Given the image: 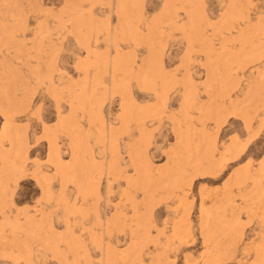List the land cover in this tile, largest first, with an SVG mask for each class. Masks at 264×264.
<instances>
[{"label": "rangeland", "instance_id": "1", "mask_svg": "<svg viewBox=\"0 0 264 264\" xmlns=\"http://www.w3.org/2000/svg\"><path fill=\"white\" fill-rule=\"evenodd\" d=\"M0 115V264H264V0H0Z\"/></svg>", "mask_w": 264, "mask_h": 264}, {"label": "snow or ice", "instance_id": "2", "mask_svg": "<svg viewBox=\"0 0 264 264\" xmlns=\"http://www.w3.org/2000/svg\"><path fill=\"white\" fill-rule=\"evenodd\" d=\"M209 31H211V29H209ZM37 104L40 105L39 108L37 107ZM37 104L32 105V110L29 112V116L34 123L40 138L45 139V142H47L49 136L46 135V133H50V129L46 125L51 124V120H49V117L47 116L41 118V113L44 110V105L40 103L39 99L37 100ZM65 111H67V109H65ZM52 119H56V117L53 116ZM2 125L3 117L2 115H0V127H2ZM165 148H167V145H165ZM33 155H35V153H33ZM68 159L69 157H64L65 161H67ZM17 167L20 170L16 174L14 182H10V187L16 190L15 194L17 196L23 198L19 201L20 203L28 201L31 206H38L36 204H33V201L37 196L43 197L45 194V189L43 187L44 180L41 178L40 173L45 170L50 171L52 168L51 164L43 157H40L37 160H28L27 158H25L23 163H20L19 161L17 162ZM231 167H235V165H232ZM231 167L228 169V172L231 171ZM228 172H225L224 176H227ZM221 179H223V177H221ZM25 180H30L31 184H25ZM217 183H219V181H217ZM32 185L36 186V191L32 190ZM43 203V200H41L40 204ZM45 207H51V205H45Z\"/></svg>", "mask_w": 264, "mask_h": 264}, {"label": "bare ground", "instance_id": "3", "mask_svg": "<svg viewBox=\"0 0 264 264\" xmlns=\"http://www.w3.org/2000/svg\"><path fill=\"white\" fill-rule=\"evenodd\" d=\"M134 142V141H133ZM188 147V146H187ZM77 154V153H76ZM213 164V163H212ZM72 165V164H71ZM170 165H171V163H170ZM70 168V167H69ZM68 169V168H67ZM110 170V169H109ZM166 172V171H165ZM66 175V174H65ZM112 175V174H111ZM75 177V176H74ZM89 180V179H88ZM191 180V179H190ZM92 183V182H91ZM91 185V184H90ZM86 189V188H85ZM84 189V190H85ZM85 192V191H84ZM86 193V192H85ZM205 209V208H204ZM117 215V214H116ZM118 216V215H117ZM135 217V216H134ZM184 220V219H183ZM180 222V221H179ZM178 225V224H177Z\"/></svg>", "mask_w": 264, "mask_h": 264}]
</instances>
